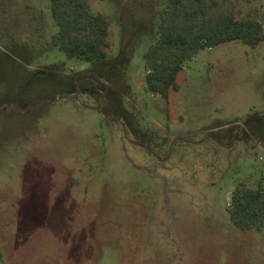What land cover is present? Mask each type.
I'll return each mask as SVG.
<instances>
[{"label": "rangeland", "instance_id": "obj_1", "mask_svg": "<svg viewBox=\"0 0 264 264\" xmlns=\"http://www.w3.org/2000/svg\"><path fill=\"white\" fill-rule=\"evenodd\" d=\"M87 1L110 21L113 80L51 44L50 0H0V264H264V228L228 211L235 179L264 176V42L198 50L167 100L144 65L167 0ZM222 13L264 22V0L207 18ZM53 74L95 78L123 114Z\"/></svg>", "mask_w": 264, "mask_h": 264}, {"label": "trees", "instance_id": "obj_2", "mask_svg": "<svg viewBox=\"0 0 264 264\" xmlns=\"http://www.w3.org/2000/svg\"><path fill=\"white\" fill-rule=\"evenodd\" d=\"M223 1L226 0H167L166 11L157 25V36L144 53L147 91L168 100L172 91L180 89L178 74L200 49L214 48L227 42H242L255 48L264 42V22L260 20L238 17L233 13H222L215 19H208V11ZM49 8L58 26L57 32L51 35V44L67 58L90 63L97 75L113 80L118 73L120 57L114 58L110 52L108 16L94 12L87 0H50ZM51 73L36 71L34 77ZM53 76L54 83L58 84L57 91H76L78 78ZM89 85L82 89L97 92L92 82ZM102 89L110 101L113 99L109 104L113 110L117 106L112 95L114 91L106 85ZM254 134L261 138L259 133ZM228 211L232 223L241 230H262L264 176L250 185L235 179Z\"/></svg>", "mask_w": 264, "mask_h": 264}, {"label": "flooded vegetation", "instance_id": "obj_3", "mask_svg": "<svg viewBox=\"0 0 264 264\" xmlns=\"http://www.w3.org/2000/svg\"><path fill=\"white\" fill-rule=\"evenodd\" d=\"M84 78H85V79H84ZM90 82H92V83L95 85V87L97 88V92L101 90V92L104 94V97L107 96L106 92H105L101 87L97 86V80H96L95 78H93V77H81V78H79V79L77 80V82H76L75 85L78 86V85H81V84H83V83H90ZM76 91H77V89H76ZM75 93H76V92H73V93H67V94H69L70 96H72V95L75 94ZM93 93H94V92H93ZM112 100H113V99H112ZM112 100H111V101H112ZM111 101L109 100V98H108V96H107V102H106V104H110ZM116 107H117V108H114V110H116L117 112L120 111V113L123 114V112H121V110H119V106H116ZM22 108H25V107H22ZM236 133L240 134L241 137L244 138V139H248V138H250V136H251V133L249 134V132L244 134V132H243V127H242V128L239 129V130H235V131L229 133V135H230L229 137L232 138L233 135L236 134ZM254 135H255V134H254ZM255 136H256V135H255ZM256 138H257V137H256ZM260 140H261L260 138H257V143H258V144L263 143V142L260 141Z\"/></svg>", "mask_w": 264, "mask_h": 264}, {"label": "water", "instance_id": "obj_4", "mask_svg": "<svg viewBox=\"0 0 264 264\" xmlns=\"http://www.w3.org/2000/svg\"><path fill=\"white\" fill-rule=\"evenodd\" d=\"M69 95V94H68ZM57 98V97H56ZM55 98V99H56ZM106 102H107V96H105V101H104V104H103V106H102V112H103V114L105 115V116H109L108 115V113H107V111L105 110V105H106ZM113 120V119H112ZM114 121V120H113ZM260 141H262V140H260ZM134 142V141H133ZM262 142H264V141H262ZM136 144H139L138 142H135ZM258 144V143H257Z\"/></svg>", "mask_w": 264, "mask_h": 264}]
</instances>
